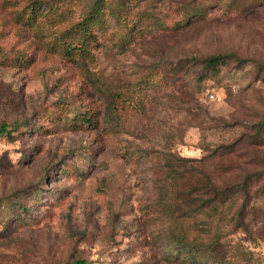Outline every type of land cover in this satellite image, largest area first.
I'll use <instances>...</instances> for the list:
<instances>
[{
    "label": "rangeland",
    "instance_id": "374dc122",
    "mask_svg": "<svg viewBox=\"0 0 264 264\" xmlns=\"http://www.w3.org/2000/svg\"><path fill=\"white\" fill-rule=\"evenodd\" d=\"M29 1L0 0V264H187L165 251L158 186L171 154L219 176L227 163L229 179L258 170L251 194L264 198V71L253 63H264V0H143L129 18L153 13L144 33L124 43L98 31L86 66L51 48L41 16L21 14ZM179 5L203 16L173 28ZM220 52L240 59L201 80L197 66L180 72ZM90 113L94 124H76ZM218 147L228 152L213 159ZM229 229L227 256L264 264V224Z\"/></svg>",
    "mask_w": 264,
    "mask_h": 264
},
{
    "label": "trees",
    "instance_id": "16d2710c",
    "mask_svg": "<svg viewBox=\"0 0 264 264\" xmlns=\"http://www.w3.org/2000/svg\"><path fill=\"white\" fill-rule=\"evenodd\" d=\"M31 0L21 12L28 21L34 22L41 16L43 25L52 28L54 36L51 48L62 53L66 58L76 60L86 66L93 60L90 48L97 42L98 31L106 36L117 37L124 43L136 34H143L145 23L155 18L153 13L143 10L137 17L129 18L133 8L143 0ZM239 0L231 1L229 5L238 6ZM241 4V3H240ZM186 18L175 21L174 27L187 24L191 17L198 20L203 16V9H190L187 5H179ZM77 17L74 18V15ZM116 27L119 31L116 33ZM111 33H107L111 30ZM113 28H115L113 30ZM240 59L234 53H214L202 57L186 59V66L179 63L180 72L188 73L189 68L197 66L200 70V80L205 73H216L220 66L229 59ZM245 60V59H242ZM258 71H264V63L253 61ZM186 67V68H185ZM185 68V69H183ZM164 82H167L164 80ZM236 90V86H231ZM213 91H207V96ZM214 98V97H213ZM76 124H94L93 115H84L75 121ZM21 125L15 121L14 126ZM7 124L2 125V130ZM255 138L264 139V125L258 123ZM227 147L212 150V158H220ZM222 160V159H220ZM169 169L168 185L165 190L158 186L159 204L163 215L168 221V247L165 248L169 260L187 264H240L227 256L230 251L232 228H240L250 233L251 228L258 223L264 224L263 195L252 196L251 188L259 179L261 172L242 171L236 179H229L232 166H224L222 172L214 175L204 164L195 165L193 159L170 155L166 159ZM221 166L211 169L213 172ZM261 197V198H260ZM260 200V201H258ZM183 254L187 259L180 261ZM190 256V258H188ZM70 264H88L85 259H74Z\"/></svg>",
    "mask_w": 264,
    "mask_h": 264
},
{
    "label": "built area",
    "instance_id": "2783aa9c",
    "mask_svg": "<svg viewBox=\"0 0 264 264\" xmlns=\"http://www.w3.org/2000/svg\"><path fill=\"white\" fill-rule=\"evenodd\" d=\"M213 97H214V93H209V94H208V98H209V99H212Z\"/></svg>",
    "mask_w": 264,
    "mask_h": 264
}]
</instances>
